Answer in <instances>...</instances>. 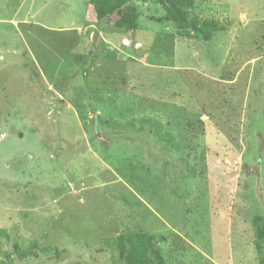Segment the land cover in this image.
Wrapping results in <instances>:
<instances>
[{
    "label": "rangeland",
    "instance_id": "374dc122",
    "mask_svg": "<svg viewBox=\"0 0 264 264\" xmlns=\"http://www.w3.org/2000/svg\"><path fill=\"white\" fill-rule=\"evenodd\" d=\"M129 1L131 31L0 0V264H123L138 230L165 264H260L264 0L186 4L207 42Z\"/></svg>",
    "mask_w": 264,
    "mask_h": 264
},
{
    "label": "trees",
    "instance_id": "16d2710c",
    "mask_svg": "<svg viewBox=\"0 0 264 264\" xmlns=\"http://www.w3.org/2000/svg\"><path fill=\"white\" fill-rule=\"evenodd\" d=\"M164 10V20L172 21L181 30L195 32L202 41H210L213 34L219 31L212 21L198 23L197 20L189 21V14L185 5L194 1L207 0H154ZM129 0H91L90 7L98 19H114L113 26L124 31H131L139 25V12L134 6L128 5ZM128 5V6H127ZM139 20V21H138ZM158 21V20H157ZM185 36L189 38L190 34ZM256 221H258L256 223ZM260 219L255 218L256 225V252L259 263L264 264L262 257V242H264V226L257 224ZM118 257L123 264H165V261L154 244L153 234L144 230H138L129 234H120L114 241Z\"/></svg>",
    "mask_w": 264,
    "mask_h": 264
},
{
    "label": "crops",
    "instance_id": "0c3cea01",
    "mask_svg": "<svg viewBox=\"0 0 264 264\" xmlns=\"http://www.w3.org/2000/svg\"><path fill=\"white\" fill-rule=\"evenodd\" d=\"M107 26V25H106ZM99 34L97 33V36H98Z\"/></svg>",
    "mask_w": 264,
    "mask_h": 264
}]
</instances>
